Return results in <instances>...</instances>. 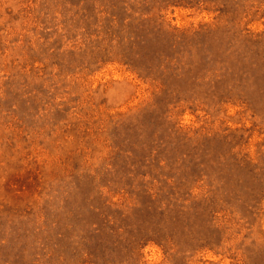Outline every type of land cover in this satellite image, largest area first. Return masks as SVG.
Returning <instances> with one entry per match:
<instances>
[{
	"label": "rangeland",
	"instance_id": "1",
	"mask_svg": "<svg viewBox=\"0 0 264 264\" xmlns=\"http://www.w3.org/2000/svg\"><path fill=\"white\" fill-rule=\"evenodd\" d=\"M0 264H264V0H0Z\"/></svg>",
	"mask_w": 264,
	"mask_h": 264
}]
</instances>
